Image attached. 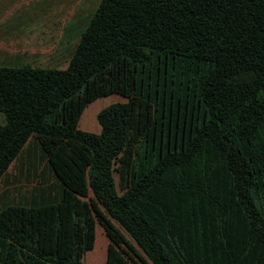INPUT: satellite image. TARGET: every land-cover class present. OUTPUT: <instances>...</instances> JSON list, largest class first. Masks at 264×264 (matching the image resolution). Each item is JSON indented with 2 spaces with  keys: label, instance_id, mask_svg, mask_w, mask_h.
<instances>
[{
  "label": "trees",
  "instance_id": "trees-1",
  "mask_svg": "<svg viewBox=\"0 0 264 264\" xmlns=\"http://www.w3.org/2000/svg\"><path fill=\"white\" fill-rule=\"evenodd\" d=\"M0 114V181L33 140L58 188L0 209V264H87L96 224L104 264H264V0H100L64 69L0 66Z\"/></svg>",
  "mask_w": 264,
  "mask_h": 264
},
{
  "label": "rangeland",
  "instance_id": "rangeland-1",
  "mask_svg": "<svg viewBox=\"0 0 264 264\" xmlns=\"http://www.w3.org/2000/svg\"><path fill=\"white\" fill-rule=\"evenodd\" d=\"M99 1L100 0H0V38H15L18 41H24L27 44L26 46L33 50L49 49L50 54L42 55V58L39 59L40 61L43 59L45 61L42 66L64 69L75 49L80 33L87 25ZM13 23L16 24L15 30L10 28ZM34 57L36 56L26 55V60L18 66L26 65V63H29L32 67L37 66L39 60H33ZM39 65H41V63ZM120 102H125V99L115 93L99 97L85 108L82 115L85 114L84 112L90 105H92L95 108V112L98 113L110 104ZM93 122L98 126L96 116ZM3 123L4 117L0 114V125ZM80 130L85 131L82 129ZM33 158L31 162H33L37 168L44 166L46 170H48L49 165L41 149L38 150L37 147L35 148ZM23 170L24 169H21V171ZM35 176L38 177L36 174ZM113 176L118 189V177L115 173ZM35 178L36 177H31L30 175L24 176L22 172H19L17 163L15 166L12 164L6 171L5 177L0 181V209L11 204L20 205L26 203L32 196L30 190L35 186L33 184H36ZM39 186L45 188L44 183H39ZM53 188L55 193H57V186L54 185ZM118 193H120L119 189ZM113 223L123 232L125 237L130 240L129 236L121 227L117 223ZM95 245L97 251L104 257L92 261V258L90 256L86 257V255L94 249ZM107 245L108 239L103 229L96 224L94 247L92 250L86 252L83 257V262L87 264H104ZM139 252L144 258L145 263L133 257L131 260L132 264H150L142 252Z\"/></svg>",
  "mask_w": 264,
  "mask_h": 264
},
{
  "label": "crops",
  "instance_id": "crops-1",
  "mask_svg": "<svg viewBox=\"0 0 264 264\" xmlns=\"http://www.w3.org/2000/svg\"><path fill=\"white\" fill-rule=\"evenodd\" d=\"M10 28L15 30L16 24L13 23ZM26 45L27 44L24 41L21 40L18 41L15 38H7V39L0 38V66L19 67L18 65L26 60V55H35L36 57H34L33 60L35 59L39 60L42 58V55L50 54L49 49L33 50L27 47ZM44 62H45L44 59L42 61L39 60L37 66L42 68H49L46 66H42ZM40 63L41 65H39ZM96 115L97 112L87 114L85 118V123L81 124V122H78L79 128L85 130L86 132L98 134L100 132V127L99 125L96 126L95 122L92 121V119ZM36 147H37L36 143L33 142V140L32 141L30 140L25 146L20 156L18 157L17 161L13 164L15 166V164L17 163L19 172H22L24 176L30 175L31 177L33 176L36 177L34 179L36 184H33L35 186L32 187L30 190L31 195L32 194L35 195L34 193L35 189L37 190L41 188V186H39V183H44L45 188L49 187L52 184L54 185L56 184L55 178L53 177L52 173L49 170H46V167L42 166L37 168L35 164L31 162L34 159L33 153L35 152ZM21 169L24 170L21 171ZM35 174L38 175V177L35 176ZM42 178L44 181L42 180Z\"/></svg>",
  "mask_w": 264,
  "mask_h": 264
}]
</instances>
